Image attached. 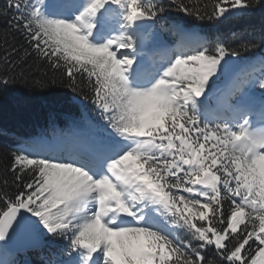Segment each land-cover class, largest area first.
<instances>
[{
    "label": "snow or ice",
    "instance_id": "obj_1",
    "mask_svg": "<svg viewBox=\"0 0 264 264\" xmlns=\"http://www.w3.org/2000/svg\"><path fill=\"white\" fill-rule=\"evenodd\" d=\"M262 2L169 0L184 26L161 48L163 0H53L54 17L6 0L28 45L12 63L47 62L104 123L10 154L22 183L0 190V241L42 226L69 239L60 264H264V59L246 58L264 37L210 41L195 24Z\"/></svg>",
    "mask_w": 264,
    "mask_h": 264
},
{
    "label": "trees",
    "instance_id": "obj_2",
    "mask_svg": "<svg viewBox=\"0 0 264 264\" xmlns=\"http://www.w3.org/2000/svg\"><path fill=\"white\" fill-rule=\"evenodd\" d=\"M163 3L168 10L159 20H163L168 29L184 24V14L170 5L169 0H163ZM6 10V0H0V36L5 38L0 40V80L5 81L0 83V190L13 192L22 182L15 180V174L9 168L11 153L27 149L34 137L65 135L76 127L89 129L91 123L103 124L104 121L92 101L84 99L81 90L73 91L67 78L54 74L47 62L38 61L32 54L23 63H12L20 52L13 56H8V53L28 45L11 20L16 13L8 11L7 15H3ZM195 24L206 28L210 41L217 37L231 39V34L235 32L240 33L239 39L259 43L264 37V2L222 23L195 21ZM258 54L262 55L261 60L264 59V45L246 53V58ZM5 56L8 58L5 59ZM259 64L252 65L258 69ZM40 232L45 238V246L25 255L32 264H55L56 257H62L69 251V239L54 236L42 226ZM205 254L210 259L214 258L215 250L206 249ZM21 259L20 255H5L7 264H22Z\"/></svg>",
    "mask_w": 264,
    "mask_h": 264
},
{
    "label": "water",
    "instance_id": "obj_3",
    "mask_svg": "<svg viewBox=\"0 0 264 264\" xmlns=\"http://www.w3.org/2000/svg\"><path fill=\"white\" fill-rule=\"evenodd\" d=\"M35 219V218H33ZM10 251H24L41 248L44 238L40 232H32L26 228H15L6 241H1Z\"/></svg>",
    "mask_w": 264,
    "mask_h": 264
},
{
    "label": "rangeland",
    "instance_id": "obj_4",
    "mask_svg": "<svg viewBox=\"0 0 264 264\" xmlns=\"http://www.w3.org/2000/svg\"><path fill=\"white\" fill-rule=\"evenodd\" d=\"M41 6L44 8V11H46L45 10V7H47L48 6V0H42V3H41ZM48 17V16H47ZM2 253H3V248H2V246L0 245V264H3V262H2Z\"/></svg>",
    "mask_w": 264,
    "mask_h": 264
},
{
    "label": "bare ground",
    "instance_id": "obj_5",
    "mask_svg": "<svg viewBox=\"0 0 264 264\" xmlns=\"http://www.w3.org/2000/svg\"><path fill=\"white\" fill-rule=\"evenodd\" d=\"M57 140H60V138H58V137L57 138H54V142L57 141Z\"/></svg>",
    "mask_w": 264,
    "mask_h": 264
}]
</instances>
